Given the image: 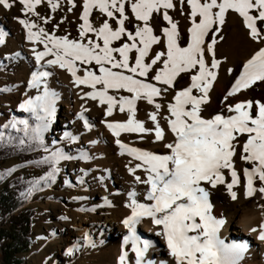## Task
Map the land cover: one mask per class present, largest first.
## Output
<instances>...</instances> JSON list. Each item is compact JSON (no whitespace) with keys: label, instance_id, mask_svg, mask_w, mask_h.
<instances>
[{"label":"snow or ice","instance_id":"snow-or-ice-1","mask_svg":"<svg viewBox=\"0 0 264 264\" xmlns=\"http://www.w3.org/2000/svg\"><path fill=\"white\" fill-rule=\"evenodd\" d=\"M72 2L73 0H68L70 5ZM129 2L132 14L136 21L143 22V27L138 25L134 35L131 32L127 33L128 40L133 43H125L118 48L110 45L125 33V21L128 19L125 16V0H83V13L80 16L83 23L80 25L79 36L83 40L87 33L94 32L97 39L103 41L102 47L92 40L82 43L80 40L49 35L43 28L33 31L37 26L27 19H19V23L24 26L29 41L33 43L39 41L44 44L43 51H37L35 48L32 50L37 65L44 60L47 65L66 69L75 85H87L92 89L82 96L92 100L98 99L101 104L107 105L105 116H110L115 106H118L121 112H128L127 121L106 124L115 137H119L121 132L148 131L143 122L134 119L136 101L146 99L149 104H153L154 97L173 87L179 74L198 69L194 75H191V83L175 92L172 98L174 103L167 105L170 113L166 118L167 125L175 137L174 142L165 144V148L170 150L168 154H154L129 147L119 139L116 140L122 151H127L128 155L140 162L135 168L128 167L129 173L135 174L136 169L141 167L146 173V179L142 180L140 176H135V180L147 186L145 199L148 203L137 202V194L134 191L128 194L130 200L127 207L131 209V214L122 221L129 232L125 242L131 240L135 264H152L151 261L145 260L150 241H142L136 235L137 224L142 218L147 217L153 225L161 228L156 234L163 236L168 254L175 264H238L245 251V245H225L218 239L217 232L223 221L217 220L211 214L210 193L201 186V182H206L212 188L223 185L225 179L222 170L227 169L231 175V183L226 185L227 191L233 201L237 200L238 194L233 189L240 181L233 165L236 152L233 141L237 138V134L246 133L247 140L243 143V154L240 159L251 163L252 166L251 169H243L245 180L243 195L245 198H252L259 193L261 198H264V103L255 102V105L252 101L236 103L228 109L230 113L235 114L228 116L217 114L210 119L202 117L201 106L209 102V90L213 81L217 79V73L213 69L219 66L220 61L215 59L214 54L215 33L220 31L219 25L224 24L226 12L233 10L243 17V23L249 30L251 39L264 43V27L258 26V22L259 25H264V0H203V2L187 0L193 22L187 29L188 38L185 47L180 46L177 25L167 13V9L174 6L172 0H134V2L129 0ZM19 3L23 6V11L34 14V9L40 0H19ZM49 5L53 9L57 7L52 0H49ZM0 6L8 9L12 5L8 0H0ZM93 8H98L110 18L114 17V13H119L115 29L110 27L107 20L98 29L94 28L89 21ZM161 8L165 9L163 19L171 25L162 30L167 51L156 52L151 62L146 63L145 57L148 56L149 49L152 45L160 43V37L153 35L149 20L152 13ZM214 9L218 11H213ZM253 9L255 15L250 14ZM197 17L198 22H196ZM214 25L217 27L212 34V40L207 42L205 37ZM0 42H3L2 38ZM205 45L207 53L212 55L210 66L205 61ZM133 50H135V64L130 65L129 53ZM117 52L119 60L113 56V53ZM49 56L52 58L45 59ZM161 60L163 67L153 69V66ZM92 61L99 66L100 74L96 75L85 68L83 76L78 75L77 62L87 65ZM108 64L111 67L105 66ZM113 69L127 70L133 75H125L123 71ZM150 70L155 72L151 79L167 86L166 88L162 89L135 78L136 75L148 76ZM228 71L231 72L232 69ZM49 75L48 71H34L29 84L38 86L41 81H46ZM256 82H264V47L259 48L244 63L239 76L227 92L225 101ZM97 85H100V88H97ZM109 89H123L132 95L130 98L120 96L117 100L115 96L108 94ZM194 90L199 95H193ZM55 99V94L51 93L45 84L42 95L37 96L35 100L29 99L21 105L26 111L43 114L37 116L41 123L31 130V137L37 143H42V133L47 128V120L53 112ZM253 106L256 108L254 117L250 111ZM155 108L158 112L161 105L156 104ZM157 112L149 113V119L156 125L155 138L160 141L164 132L157 122ZM25 131L28 134L26 123ZM45 151L48 155L43 158V162L49 164L53 176L59 171L57 165L60 161L76 158L60 147L54 150L45 148ZM78 158L87 157L81 154ZM257 179L260 183L259 188L254 186V181ZM251 231L255 232L257 229L253 228ZM257 238L264 241V219L259 224ZM126 256L127 253L122 252L119 258L121 264H124Z\"/></svg>","mask_w":264,"mask_h":264},{"label":"bare ground","instance_id":"bare-ground-1","mask_svg":"<svg viewBox=\"0 0 264 264\" xmlns=\"http://www.w3.org/2000/svg\"><path fill=\"white\" fill-rule=\"evenodd\" d=\"M201 2H203V0H201ZM68 5L67 8H71L69 11L73 17L81 16L83 13V0H75L72 6ZM214 10L218 11V9ZM190 12L191 9L183 17V23L193 22ZM226 15L227 22L231 24L233 30L230 33V38L226 40L224 44H217L216 46V50L222 53V58L219 60V66L214 70L217 73V79L213 81L209 96V102L214 104L216 110L213 112L207 111L202 115L205 119H210L217 114L223 116L233 115L235 113H230L228 111L229 108L225 106L230 103L235 105L236 103L246 101L242 91L228 97L226 101L224 98L231 89L236 77L239 76L244 63L259 50L258 47V50L256 49V42L249 39L251 37L249 35V30L243 23V17L233 10H228ZM0 18L2 19V17ZM198 21L199 18L197 17L196 22ZM136 25L138 26L139 24ZM139 26L143 27V25ZM164 28L163 26L152 27L153 35L160 37V43L152 45L149 49V54L145 57L146 63L151 62V58L154 57L156 52L166 53L167 49L164 44V35L162 31ZM127 31L128 28L125 26V32ZM246 34H248V39L246 38ZM136 43H138V40ZM179 44L181 47H185L187 41L179 40ZM12 45L16 51H19V48L22 47L23 53L26 54L22 72L24 78H28V82L24 85L27 89L26 92H37L38 89L46 83L48 90L56 96L54 106L58 104L63 106L59 124L54 130L57 137L62 140L67 147L68 144H73L69 149L70 155L78 159L73 181L78 184V187L83 188L84 179L87 180L88 177H94L95 185L100 188L95 192V198L90 199L88 202L90 210L103 206H110L111 209L100 219L99 230L104 228V230L109 231L114 224H118L116 231L113 233L111 231V236L113 239L118 238V240H120L119 242L131 246V256L135 264V254L132 251L131 240L125 242V237L129 236V232L128 229L124 227L122 221L131 214V209L127 207L130 200L128 195L129 192H136L137 202L148 203L145 199L147 186L143 183H137L135 180V176H140L142 180L146 179V173L143 167L136 169L135 174L129 173L128 167L135 168V165L140 162L136 161L133 156L128 155L127 151H122L119 145H117L116 140L119 139L121 143L129 147L161 155L157 150L160 148L167 149L165 148V144L172 143L175 139L167 125L166 118L170 116L167 105L169 103H174L172 98L175 96V92L187 87L191 83V75H194L198 69L189 70L190 75L188 78L184 77L181 80L176 79L172 88H169L167 92H162L159 96L153 98V104H149L146 99H138L136 101L134 119L143 122L148 131L144 133L121 132L119 137H115L107 128L106 124L127 121V111L121 112L119 107L115 106L112 114L110 116H105L104 113L107 105L101 104L98 99L92 100L87 96H82L83 93L91 91L92 89L85 88V85H75L71 74L66 69H61L56 65H47L44 60L41 61L40 65H37L32 50L35 48L37 51H43L44 44L39 41L35 43L29 41L26 38L25 29L22 32L21 40L13 39ZM204 47L206 51V45ZM129 55L132 57L131 60H129V64L134 65L135 50L130 52ZM51 58L52 57L49 56L45 59ZM205 61L208 63L209 59L207 58ZM109 65L110 64L105 66L109 67ZM157 67H163L162 60L158 61L157 65L153 66V69ZM77 68L78 75L83 76L84 69ZM229 69H232V71L229 72ZM113 70L123 71L125 75H133L128 73L127 70ZM34 71H48L50 75L46 78V81H41L38 86H31L29 81L32 79V73ZM154 74L155 72L150 70L148 76L139 77L136 75L135 78L141 79L147 83H152L156 87L162 89L166 88L167 86L161 85L157 81L151 79ZM98 88H100V85H98ZM213 93L219 95L217 100L213 99ZM108 94L115 96L117 100L120 96H127L130 98L132 95L123 89L108 90ZM156 104L161 105L158 112L155 108ZM152 112H157V122L164 132L163 139L160 141H157L155 138L156 125L149 119V113ZM167 150L170 151L169 149ZM236 153L237 151L235 154ZM81 154L86 155L87 158H78ZM233 160L234 170L237 172L238 180L240 181L233 189L238 194L237 200L233 201L227 191L226 185L231 183V175L227 169L222 170L225 184L217 185L215 188H212L211 185L202 181L201 186L205 187L210 193L209 203L212 205L211 214L217 220L223 221L217 232L218 239L225 245H245V251L238 260V264H264V241L257 238L259 234V224L261 220L264 219V216H262V213H264V198H261L259 193L252 198L244 197L243 184L245 180L242 178V174L243 169L246 168V161L241 160L240 156L235 155ZM249 169H251V167ZM254 186L259 188L256 181H254ZM253 228L257 229V231H251ZM91 229L92 228L87 226L82 233H87V231ZM76 231V229H73V232L76 233ZM118 231L120 233H118ZM160 231L161 228L153 225L150 218L147 217L142 218L140 223L137 224L136 235L142 241H150V248L145 253V260L151 261L152 264H175L173 258L168 254L163 236L156 234ZM121 244L113 248V250L116 251V257L119 256V258L122 254ZM119 258L114 264H121Z\"/></svg>","mask_w":264,"mask_h":264},{"label":"rangeland","instance_id":"rangeland-1","mask_svg":"<svg viewBox=\"0 0 264 264\" xmlns=\"http://www.w3.org/2000/svg\"><path fill=\"white\" fill-rule=\"evenodd\" d=\"M8 2L12 5L10 8L5 9L0 6V17H2V19L0 18V38L3 41L0 42V123L15 117L29 116L32 111H26L21 105L29 99L35 100L37 96L42 95L45 91L46 83L37 92H26L27 89L24 85L28 82V78L25 79L22 73L26 54L23 53L22 47L19 48V51H16L12 45L13 39L21 40L24 30V26L19 23V19H27L34 23L37 27L33 31L43 28L49 35L67 37L69 40H80L82 43L92 40L99 43L101 47L103 46V41L98 40L94 32L87 33L86 38L81 40L79 32L83 21L80 17L71 15L67 8L68 0H52V3L57 5L55 9L50 7L49 0H40V3L34 9V14L23 11V6L19 3V0H8ZM74 2L75 0L68 6H72ZM131 2H134V0H131ZM172 3L174 6L167 9V13L172 22L177 25L179 40L187 41V29L191 27L192 21L183 23V17L190 10V7L187 4V0H172ZM125 5V16L128 18L125 21V26H127L128 31L121 35L119 40L112 41L110 47L118 48L125 43H133V41L128 40L127 33L131 32L134 35L136 24L143 25V22L136 21L135 16L132 14L129 0H125ZM164 11L165 9L163 8L159 9V11H154L150 17L149 25L152 27H170L171 25L168 21L163 19ZM250 14L255 15V10H251ZM117 18H119V13H114V17L110 18L101 13L98 8H93L89 15L90 23L97 29L107 20L110 27L114 30L117 26ZM258 26L264 27V25H259V22ZM216 27L217 25H214L213 29L209 30V34L205 37L207 42H211L212 34ZM219 28L220 31L215 33L216 43L214 45V54L217 60L222 58V53L216 50L217 44H224L230 38V33L233 30L231 24L227 22L226 14L225 22L223 25H219ZM246 35L248 39V34ZM249 39L252 41L251 38ZM255 42L257 44L256 49L257 47L258 49L264 47V43ZM113 56L116 60L120 59L118 52L113 53ZM131 58V55H129V60ZM207 58L209 59L207 64L210 66L212 55L205 51V60ZM77 67L86 68L95 74H100L99 66L95 64V61L87 65L77 62ZM189 73L179 74L177 80H181L184 77L188 78ZM84 87L90 88L87 85ZM241 91L244 93L246 101H252L254 105L255 102L264 103V82H256L247 89H241ZM193 95H199V93L194 90ZM212 97L217 100L219 95L213 93ZM230 106L234 105L230 103L225 107L229 108ZM201 108V115H204L207 111L213 112L216 110L214 104L210 102L202 105ZM62 109L63 106L60 104L54 106L53 112L47 120V128L42 133V138L48 143L49 148L54 150L56 147H60L70 155L69 149L73 144H68L67 147L57 137L54 130L59 124ZM250 111L254 117L256 113L255 106ZM31 123L38 126L41 121H32ZM246 140V133L237 134V138L233 141L237 151L235 156L243 154L242 146ZM157 152L161 155L169 153L167 149L163 148L158 149ZM17 163L16 159H10L0 165V168L13 167ZM77 164V158L60 161L57 165L59 169L58 175L54 182L47 183L45 187L41 188L37 197L29 203V207L33 208L36 214L33 220L31 248L29 252L24 254L26 264H114L119 256L116 257V251L113 248L121 243V252L127 253L124 264H134L131 256V246L125 245L123 242H119L118 238L113 239L111 236V231L112 233L115 232L118 224H114L109 231L104 230V228L99 230L100 219L111 209L110 206H103L90 210L88 202L90 199L95 198V192L100 187L95 185L94 177H88L87 180L84 179L83 188L78 187V184L73 181ZM245 165L246 168L251 167L249 162H245ZM13 175L38 179L41 177V171L32 166H26L17 170ZM242 178L244 179V173ZM255 181L260 187L258 179ZM87 226L92 229L87 231V233H82ZM73 229L77 230L76 233L73 232ZM118 233L120 232L118 231Z\"/></svg>","mask_w":264,"mask_h":264},{"label":"trees","instance_id":"trees-1","mask_svg":"<svg viewBox=\"0 0 264 264\" xmlns=\"http://www.w3.org/2000/svg\"><path fill=\"white\" fill-rule=\"evenodd\" d=\"M38 115L43 114L31 112L27 117H15L0 123V165L10 159L18 161L13 167L0 168V264H26L24 254L31 248L36 214L29 203L58 175L57 171L53 176L49 164L43 162L48 155L45 148L53 149L44 138L41 137L42 143H37L31 137V130L37 127L31 122H39ZM26 166L40 170L41 177L32 179L13 175Z\"/></svg>","mask_w":264,"mask_h":264}]
</instances>
